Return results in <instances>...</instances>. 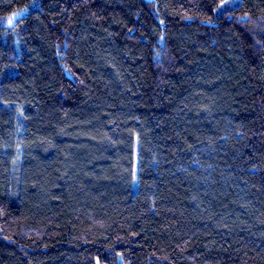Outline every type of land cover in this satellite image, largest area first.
Listing matches in <instances>:
<instances>
[{"label":"trees","instance_id":"trees-1","mask_svg":"<svg viewBox=\"0 0 264 264\" xmlns=\"http://www.w3.org/2000/svg\"><path fill=\"white\" fill-rule=\"evenodd\" d=\"M96 260L264 264V0H0V264Z\"/></svg>","mask_w":264,"mask_h":264},{"label":"rangeland","instance_id":"rangeland-1","mask_svg":"<svg viewBox=\"0 0 264 264\" xmlns=\"http://www.w3.org/2000/svg\"><path fill=\"white\" fill-rule=\"evenodd\" d=\"M95 264H106V263H100L98 260H96ZM117 264H124V263L121 260H119Z\"/></svg>","mask_w":264,"mask_h":264},{"label":"snow or ice","instance_id":"snow-or-ice-1","mask_svg":"<svg viewBox=\"0 0 264 264\" xmlns=\"http://www.w3.org/2000/svg\"><path fill=\"white\" fill-rule=\"evenodd\" d=\"M12 21L10 20L9 23H11Z\"/></svg>","mask_w":264,"mask_h":264}]
</instances>
